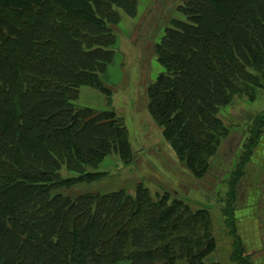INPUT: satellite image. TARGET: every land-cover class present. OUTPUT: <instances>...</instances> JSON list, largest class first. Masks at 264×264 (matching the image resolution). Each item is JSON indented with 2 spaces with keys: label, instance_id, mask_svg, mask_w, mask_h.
I'll return each mask as SVG.
<instances>
[{
  "label": "trees",
  "instance_id": "16d2710c",
  "mask_svg": "<svg viewBox=\"0 0 264 264\" xmlns=\"http://www.w3.org/2000/svg\"><path fill=\"white\" fill-rule=\"evenodd\" d=\"M139 6L0 0V264H222L213 210L143 183L134 193L92 188L107 177V157L125 165L140 157L103 80L120 48L122 13L135 17ZM180 11L186 20H172L156 46L164 71L142 104L178 162L209 180L216 162L220 170L228 163L221 149L233 128L222 110L264 90V0H185ZM86 86L107 108L76 104ZM245 136L216 207L238 264H252L235 211L264 152V109Z\"/></svg>",
  "mask_w": 264,
  "mask_h": 264
},
{
  "label": "rangeland",
  "instance_id": "374dc122",
  "mask_svg": "<svg viewBox=\"0 0 264 264\" xmlns=\"http://www.w3.org/2000/svg\"><path fill=\"white\" fill-rule=\"evenodd\" d=\"M183 3L185 0H140L135 17L122 13L117 31L122 36L119 55L103 80L112 89L113 107L126 117L133 147L140 157L130 165H125L118 154L107 157L100 166L101 170L107 172V177L101 183L93 184L92 188H98L102 192L123 188L134 193L138 183H143L154 195L170 192L173 197L187 201L193 208L214 210L219 208L222 196L228 191L227 179L233 169V162L237 159L238 148L246 137L245 129L255 112L264 109V90L254 102L247 98H237L232 105L222 110L221 117L228 127L233 128L221 149L222 156H226L225 160H228L224 162L228 163L220 170L216 162L212 166L209 180H195L188 169L178 162L173 150L163 140L162 128L153 121L147 107L144 108L142 104V101L145 102L144 88L155 82L164 71L158 62L157 44L161 42L165 29L171 26L172 20H186L180 11ZM76 104L105 109L107 99L97 89L86 86L81 88ZM256 156L243 180L241 196H246L251 189L258 190V206H261L264 203L262 148ZM63 175H67V172L63 171ZM100 186L103 189H99ZM217 193L219 196H215ZM263 210L264 207L260 217H263L261 229L264 233ZM262 237L264 242V235ZM261 254L264 256V249ZM216 256L219 260V256ZM213 259H216L215 255Z\"/></svg>",
  "mask_w": 264,
  "mask_h": 264
},
{
  "label": "crops",
  "instance_id": "0c3cea01",
  "mask_svg": "<svg viewBox=\"0 0 264 264\" xmlns=\"http://www.w3.org/2000/svg\"><path fill=\"white\" fill-rule=\"evenodd\" d=\"M119 51L120 50L118 49L114 62L119 55ZM114 62L112 63V65L114 64ZM260 151L261 149H259L257 154H259ZM262 156L263 154H261V157ZM259 195L260 192L258 190L251 189V191H249L246 196H243V198L242 196H240V199L244 200H241L240 205L243 202L244 204L239 206V208L235 211L238 233L242 237L245 250L247 254H249L252 264H264V256L261 254L262 250L264 249V242L262 237L264 233L262 232L263 229H261V219L263 217H260L262 214L261 211L264 207V203L261 202V206H258L260 199ZM212 212L216 228L219 229L217 230L219 261L222 262V264H238V262L232 260L234 240L229 231L225 230L224 228L223 215L220 210L217 209H214Z\"/></svg>",
  "mask_w": 264,
  "mask_h": 264
}]
</instances>
